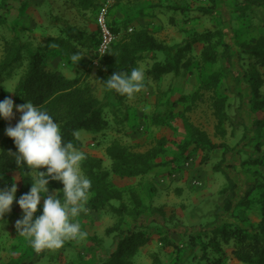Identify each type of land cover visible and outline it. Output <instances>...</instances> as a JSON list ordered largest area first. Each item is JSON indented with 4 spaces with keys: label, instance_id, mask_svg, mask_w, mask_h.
I'll use <instances>...</instances> for the list:
<instances>
[{
    "label": "rangeland",
    "instance_id": "1",
    "mask_svg": "<svg viewBox=\"0 0 264 264\" xmlns=\"http://www.w3.org/2000/svg\"><path fill=\"white\" fill-rule=\"evenodd\" d=\"M116 1L122 2L111 12L112 18L115 19L113 22L115 21L114 23L119 27V33H121L117 39L126 32L123 28L125 23H131V25L128 24V27L133 28L134 20L138 19L140 15L143 16L142 20L148 19L152 22H154L153 18H158L160 15V20L163 23L162 28L153 30L152 27L151 29L155 34H159L158 37H163L164 42L168 41L170 45L181 43L183 40L182 32L185 33V36L191 37L193 33L221 30L224 35L223 43L230 47V54L234 56L231 64H228L223 46L218 45L216 49L218 51L217 62L211 65H202L199 62L201 44H196L185 55V58L191 61L189 66L177 75L168 74L161 80L155 103L156 92L154 90L150 92V89L146 90L148 93L144 91V93H138L133 98L128 99L127 101L130 102L127 105L114 108L116 109L115 112L109 106L106 107L105 116L108 127L102 133L93 135L85 132V130L76 131V139L81 142L79 150L83 153L88 151L93 156H100L101 150L114 141L132 152H146L159 147L164 151V154L158 157L157 162L164 163L178 156L177 146L182 142L185 133L184 121H182L184 118L193 126L204 131L214 144L224 146L207 153L205 161L202 160L204 154L190 151L187 154V159L181 158L179 160V166L171 163L166 167H159L141 180L110 178L113 186L117 188L136 190L142 201L150 209H163L161 212L164 215L163 221L149 211L147 212L144 223L150 224L152 221L159 223L149 226L148 233L152 237V242L140 249L133 259L134 263L153 264V255H156L160 264H191L195 261L191 257L190 238L195 236V254H200V244L205 239L197 238L198 232L203 233L211 229L210 225L216 222L215 214L218 210H221V221L224 220L223 212L227 207L226 198L233 200L232 205L239 201L249 183L256 178L252 175L253 171H256L259 176H264V165L249 166L242 164V161L259 156L264 151V111L255 113L249 111L248 104L245 103L246 86L240 83L244 73L252 70L257 71L262 79L263 90L261 89V93L264 94V68L255 65L251 58L239 59L237 49L238 42L248 44L251 39H256L259 36L264 37V9H258L253 14L237 13L231 0H218L216 4L218 16L212 18V16L200 12L201 16H197V13L191 12L190 18L186 19L187 16L174 11H170L172 14L169 13L168 16L161 15L163 12L159 11L158 7L164 8L166 5H175L192 10L195 7H205L208 5L207 0ZM238 2L240 3L241 0ZM7 4V23L0 27V59L3 55L4 41L18 37L31 46L43 44L47 38L57 35L59 27L56 28L55 26L60 24V20L80 28L93 24V31L96 30V14L94 19V14L78 13L69 8L65 0H9ZM22 8L24 9L21 10ZM169 16L172 18L170 21L168 20ZM107 17V21L111 23L109 11ZM56 18L58 20H54ZM82 21L87 22V24ZM137 27L141 28L140 26ZM156 55V60L162 59L161 55ZM55 57L50 58L49 66L54 64L63 74L70 76L72 74L70 68L60 67L61 64L57 62L58 59ZM147 59L138 64V67L143 68L144 71L155 60L152 55H149ZM24 71L25 64L10 70L3 78L0 83V101L5 98L12 99L18 78L23 75ZM216 71H222V77L218 88L213 93L203 89L202 85L207 82L210 73ZM95 76L97 73L92 76V82H95ZM149 82L146 79L147 85ZM100 89L101 87L97 86L95 94L102 100L104 94ZM194 93H199L201 100L196 102L192 111L183 113L186 106L184 103L172 104L180 96L189 97ZM238 95L241 97L245 95V99H240ZM216 96H226L229 104L227 110L229 120L221 127L225 132V137L222 138L214 129L216 121L211 102L212 98ZM140 102H147V106H142ZM16 106L14 104L11 120L0 119V143L4 135L6 136V128L13 127L20 115L16 111ZM161 113H164L167 118L165 120L166 125L155 126L152 122L154 121L152 116L161 115ZM182 113L183 116H180ZM256 120H261L263 123L260 134L253 130V123ZM138 127L143 130H134ZM244 131L247 132L245 139L242 138ZM257 143L261 145V151L256 150L255 145ZM223 152H226L225 157H223ZM221 158H225L223 159L224 162L216 168L215 166L220 163ZM189 159L193 161V166L190 168L192 173L184 170L185 163ZM107 160L103 162L104 168L109 167V160ZM45 171L46 168H41V172ZM223 173L228 175L232 185L234 183V191L224 178ZM171 174L178 175V178L175 176L176 180L167 181ZM191 177L193 179L203 177L204 186L193 189L188 184ZM33 178H35L34 173ZM54 182L56 181L49 178L48 195L56 194V191L51 188ZM13 183H15V195H17L19 180L16 174L0 182V190L10 189ZM127 197L128 194L125 193L124 200L126 202ZM260 199L259 193L254 192L248 200L250 202H247L249 204L246 203L242 207L235 208L233 215H236L238 219H243L246 225H256L261 218ZM39 205L43 206V198ZM39 213L41 215L42 211ZM36 217L38 215L34 214L33 219ZM22 219L23 212L20 209L15 216L3 217V220L0 221V264H98L108 256L112 249L111 240L114 234L107 235L106 230L112 228L117 221L115 217L109 214L82 213L73 222H79L84 233L83 237L66 241L60 249H44L37 252L31 247L28 238L20 233L22 229L17 228V221ZM89 237L98 238V247L93 252L87 250L91 243ZM163 242L175 243L180 249L163 246ZM233 245L234 242L232 241L228 245L220 244V251L226 255V260L230 262L232 261L230 251ZM209 254L211 256V253Z\"/></svg>",
    "mask_w": 264,
    "mask_h": 264
},
{
    "label": "trees",
    "instance_id": "2",
    "mask_svg": "<svg viewBox=\"0 0 264 264\" xmlns=\"http://www.w3.org/2000/svg\"><path fill=\"white\" fill-rule=\"evenodd\" d=\"M9 0H0V27L7 23V3ZM218 0H207L205 7H195L189 10L183 6L166 5L167 11L184 14L186 19L189 14L203 13L213 17L218 16ZM240 1V0H239ZM69 8L81 14H94L99 7V0H65ZM235 6V12L255 13L258 9H264V0H231ZM173 12V13H174ZM187 13V14H186ZM242 13V14H243ZM172 18H169V21ZM54 20H58L57 18ZM172 22V21H171ZM57 35L45 40L43 44L31 46L18 37H12L3 43V55L0 59V83L3 78L15 67L25 64L23 75L18 78L12 99L15 105H22L25 101H31L34 105L41 107L49 112L54 120L59 124L64 142H71L76 149L81 148V143L76 139V131L85 130L93 135L102 133L108 127V121L105 116L106 107L110 102L108 99L111 94L114 101L121 105L126 102L128 97L110 90L103 83L115 72L130 73L133 68L138 67L149 55L155 59L149 69L146 70V77L152 82L161 81L168 74L177 75L181 70L187 68L191 63L186 59V53L190 52L192 46L201 44V53L199 62L204 64H214L217 62L218 45L224 48L225 58L228 64H231L234 56L230 54V47L224 41V35L221 30L205 31L203 33H193L191 37L185 36L182 32L183 40L181 43L167 45L157 40L151 30L146 27L138 28L133 24L131 32H127V22L123 25L125 33L117 39L110 47L107 55L100 60L95 82L90 81L91 61L95 57V50L98 44V31L81 29L76 25H71L64 20L59 21ZM110 28L114 34L119 33V27L112 21ZM238 57L242 59L248 57L254 60V64L264 68V37L259 36L251 39L248 44L237 43ZM79 53L80 61L73 60L72 55ZM156 54L162 56L161 60H156ZM56 56L64 61L66 66H70L72 78L65 77L59 70L49 69L47 63L50 57ZM222 71L210 73L207 82L203 83L202 88L213 93L219 86L222 77ZM241 82L248 89V106L251 113L264 111V94L261 93L262 79L257 71L244 73ZM100 86L103 91V99L100 100L95 94V89ZM240 99L241 95H238ZM199 93L191 96H180L172 104H185L183 113L192 111L196 102L200 101ZM189 101V102H187ZM211 107L215 117V131L222 138L225 132L221 128L229 120L226 96H216L212 98ZM183 113L180 116H183ZM21 113L16 120L19 122ZM155 126L166 125L164 113L152 116ZM184 138L177 146V157L169 161L157 162L158 157L164 154V151L157 147L146 152H132L118 142H112L105 148V155L109 160V167L104 168L103 160L92 157L88 154L82 162L83 173L91 180L90 198L86 207L88 212L93 214H109L117 219L115 225L106 230V234H114L112 237V249L108 256L98 264H135L134 258L140 249L148 246L152 242L149 235V226L156 225L158 221H152L150 224L144 223L147 212L156 215L162 221L164 215L161 214L162 208L150 209L140 198L139 194L133 188L120 189L110 181L111 177L119 180L143 179L154 172L159 167L176 164L179 166L181 158L187 159L188 152L196 151L203 155L202 160L207 159V153L213 150L221 149L222 144H214L208 135L193 126L184 118ZM15 125L13 127H15ZM263 128L261 120L253 123V130L260 134ZM246 130V129H245ZM247 132L244 131L242 138H246ZM259 143V142H258ZM256 144L257 151H261V145ZM17 151L13 140L5 136L0 143V182L5 181L11 175L16 174L19 180V190L16 196L18 200L22 195L29 192L33 171L23 165L16 164V157L13 155ZM226 152H223V157ZM225 159V158H223ZM215 167L218 168L223 164ZM242 164L249 166L264 165V151L259 156L251 157ZM256 177L249 183L243 197L232 205V199L226 198L227 204L224 214V220L221 221V210L215 214L216 222L211 224L209 231L198 232L197 238L205 239L200 244V254H195V236L191 239L190 250L192 259L195 262L191 264H264V176H259L256 171L252 174ZM224 178L233 185L226 173ZM140 184V182H139ZM56 194L62 199L61 182L56 181L52 187ZM151 188V187H149ZM258 192L260 199L261 218L256 225H246L243 219H238L233 215V210L246 204L251 195ZM125 193L128 194L127 202L124 200ZM235 201V200H234ZM249 204V203H247ZM162 209V210H161ZM20 210L16 201H13L11 211L4 217L11 218ZM42 206L38 205L35 215H40ZM228 213V214H227ZM221 223H220V222ZM220 223V224H219ZM90 244L87 247L88 252H93L98 247V238L89 237ZM234 242L230 254L232 261L226 260V255L220 251V244L228 245ZM179 248L175 243L163 242V246ZM180 249V248H179ZM210 249V251H208ZM194 253V254H193ZM211 253V256L210 254ZM153 264H160L156 255H153Z\"/></svg>",
    "mask_w": 264,
    "mask_h": 264
},
{
    "label": "clouds",
    "instance_id": "3",
    "mask_svg": "<svg viewBox=\"0 0 264 264\" xmlns=\"http://www.w3.org/2000/svg\"><path fill=\"white\" fill-rule=\"evenodd\" d=\"M80 61L79 53L72 55ZM106 87L116 93L133 98L146 89V73L141 67L133 68L130 73H113L105 82ZM13 100L0 101V119L13 118ZM21 113L15 127L5 130L17 151L16 164L35 171L28 193L16 200V186L0 190V221L11 211L15 200L23 212V219L17 221V228L25 235L31 247L39 252L44 249H60L66 241L83 237L79 222L73 220L82 213L90 198L91 180L82 171L85 155L71 142H64L59 124L45 109L25 101L16 106ZM46 168L45 172L38 169ZM51 180L62 183L61 199L57 194L48 195L47 185ZM43 198L42 214L33 219Z\"/></svg>",
    "mask_w": 264,
    "mask_h": 264
},
{
    "label": "crops",
    "instance_id": "4",
    "mask_svg": "<svg viewBox=\"0 0 264 264\" xmlns=\"http://www.w3.org/2000/svg\"><path fill=\"white\" fill-rule=\"evenodd\" d=\"M122 2H118V1H116V0H114V1H110V0H99V7L98 8H100L101 6H103V5H106V6H108V11L110 12V19L113 21V20H115L114 18H112V11L114 10V9H116V7H118V6H120V4H121ZM97 8V9H98ZM159 8V11H162L163 12V14H161V15H167L168 16V14L170 13V14H172L170 11H167V9H164V8H161V7H158ZM24 8H22L21 10H23ZM97 9H96V12H97ZM192 10H194V9H192ZM88 15H89V13H87ZM96 14V13H95ZM198 15L197 16H201V14H199V13H197ZM91 15V14H90ZM171 16V15H170ZM170 16H169V18H170ZM197 18H199V17H197ZM94 19H95V16H94ZM143 19V16L142 15H140V16H138V19H136V20H134L135 22L133 23V25L135 26V27H137V26H140L141 28L142 27H146V28H149L150 30H151V32H152V34L154 35V37L157 39V40H159V41H162V42H164V38L163 37H158L159 36V34L157 35V34H155L153 31H152V27L154 28L153 30H155V29H157V28H159V29H161L162 28V26H163V23H162V20H160L161 19V16L159 15L158 16V18H153V20H154V22H152V21H150V20H148V19H146V20H142ZM145 19V18H144ZM169 20V19H168ZM120 21V20H119ZM82 22H84V21H82ZM115 22V21H114ZM121 22V21H120ZM84 23H86L87 24V22H84ZM69 24H71V23H69ZM74 25V24H73ZM79 25V24H78ZM87 26V25H86ZM86 26H84V27H81V29H84V30H88L89 32H91V31H93V24L91 25H88L87 27ZM95 27H96V25H95ZM96 29H97V27H96ZM129 29H131L132 30V28H128L127 29V32H128V30ZM120 34L121 33H118L117 34V36H120ZM165 44H167V45H170L169 43L170 42H164ZM54 57V56H53ZM50 58H52V57H50ZM55 59H58V63H60L61 64V66L60 67H66V68H69L70 66H66V64H65V62L64 61H61L58 57H55ZM50 60V59H49ZM48 60V63H47V65L49 66V61ZM146 60H148V59H146ZM52 62V61H51ZM148 62V61H147ZM52 64H53V62H52ZM151 67V65L149 66V67H146V69H145V72H146V70L147 69H149ZM53 69V70H59V71H61L59 68H57V66L56 65H52V66H49V69ZM97 71H98V67H92V69H91V72H90V75L88 76L89 77V79H90V81L92 80V76H94V73H97ZM65 75V77H69V78H72V74L70 75V76H67L66 74H64ZM164 78V77H163ZM162 78V79H163ZM146 79H147V77H146ZM147 80H149V79H147ZM150 81V80H149ZM160 84H161V81H158V82H152V81H150L149 83H148V85L146 84V89L145 90H143L141 93H144V91H146V90H149L150 89V92H152L153 90L156 92L155 93V96H154V103H155V101L157 100V95L159 94L158 93V90H159V88H160ZM153 87H152V86ZM153 88V89H152ZM263 87L261 86V89H262ZM101 91H102V88L100 89ZM245 90H247L246 91V102L245 103H247L248 104V99H249V95H248V89L246 88ZM263 90V89H262ZM103 92V91H102ZM146 93H148L147 91H146ZM146 95H148V94H146ZM108 96L110 97V100H109V102H110V109H112L113 110V112H115L116 111V109H114V108H118L120 105L119 104H117L115 101H114V99H113V97H112V95L111 94H108ZM242 98H244L245 99V95H243V97ZM99 99V98H98ZM145 99V98H144ZM130 101H127V102H124L123 104H121L122 106H125V105H127L128 103H129ZM141 103V105L143 106H147V102L146 103H142V102H140ZM140 104H138V106H141ZM249 107V106H248ZM125 108V107H124ZM145 110V109H144ZM124 112H126L125 110H124ZM112 117H114L113 115H112ZM123 117H125V115H123ZM140 128V129H139ZM134 130H143L141 127H138V128H135ZM248 131V130H247ZM89 133V132H88ZM91 134V133H90ZM4 137H5V135H4ZM80 142V141H79ZM81 143V142H80ZM108 146V145H107ZM106 146V147H107ZM106 147H104V149L103 150H101V153H100V156H93L91 153H89L88 151L87 152H84V154H88V155H90V156H92V157H96V158H100V159H102L103 160V162L104 161H106L107 160V157H106V155H105V148ZM100 149H101V147H99ZM108 161V160H107ZM109 162V161H108ZM193 166V161H192V159H189V160H187L186 161V163H185V171L187 172V170H188V172L189 173H192L193 171L192 170H190V168ZM38 171H41V169H38ZM33 173H34V176H36V174H35V171H33ZM183 173H185V172H183ZM183 173H182V176H183ZM181 174V173H180ZM175 176H177V178H178V175H174V174H171L168 178H167V181H174V180H176L175 178ZM189 176H190V174H189ZM181 178V177H180ZM185 180H186V178H184ZM189 183V186H192L193 187V189H196V188H201L202 186H204V179H203V177H201V178H195V179H193L192 177L191 178H189V181H188ZM168 183V182H167ZM214 183V182H213ZM220 192V191H219ZM219 192H217V193H219Z\"/></svg>",
    "mask_w": 264,
    "mask_h": 264
},
{
    "label": "built area",
    "instance_id": "5",
    "mask_svg": "<svg viewBox=\"0 0 264 264\" xmlns=\"http://www.w3.org/2000/svg\"><path fill=\"white\" fill-rule=\"evenodd\" d=\"M107 16L108 6L103 5L97 9L95 22L98 31V44L95 50V57L91 61V67H99L100 60L107 55L110 47L117 40V35L112 32ZM131 31V29L128 30V32Z\"/></svg>",
    "mask_w": 264,
    "mask_h": 264
}]
</instances>
